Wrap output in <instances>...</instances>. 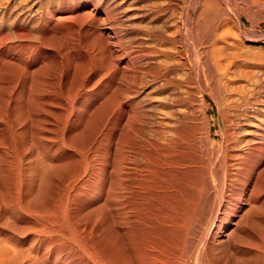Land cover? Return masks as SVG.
<instances>
[{
	"label": "bare ground",
	"instance_id": "6f19581e",
	"mask_svg": "<svg viewBox=\"0 0 264 264\" xmlns=\"http://www.w3.org/2000/svg\"><path fill=\"white\" fill-rule=\"evenodd\" d=\"M34 1L0 5V264H264V66L214 23L234 0Z\"/></svg>",
	"mask_w": 264,
	"mask_h": 264
},
{
	"label": "rangeland",
	"instance_id": "374dc122",
	"mask_svg": "<svg viewBox=\"0 0 264 264\" xmlns=\"http://www.w3.org/2000/svg\"><path fill=\"white\" fill-rule=\"evenodd\" d=\"M12 1L1 0L2 4L0 5L5 6ZM15 1H18L20 5L23 4L24 6H32L35 2L34 0ZM23 1H25V4ZM4 2L5 4H3ZM216 2H219V0H215ZM225 7L230 9V16L228 18V15L225 18L217 17L214 23L225 31L229 43L235 45L236 42L238 44L235 47L238 50L237 53L240 63L244 67L246 66V69L249 71L256 70L258 65L264 66V0H234L230 4L225 5ZM129 14H131V11H129ZM238 15L240 16L241 22L237 19ZM250 38L255 39V41H248ZM251 63L252 65H250ZM202 79L205 82V78L203 77ZM204 96L206 104L211 105L206 116L214 118L210 131L211 138L212 140L216 139L218 143H222V123L217 111V103L209 94H204Z\"/></svg>",
	"mask_w": 264,
	"mask_h": 264
}]
</instances>
